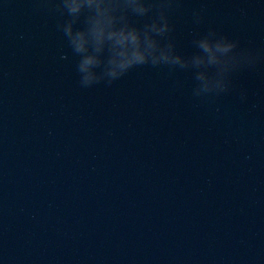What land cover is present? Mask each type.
I'll use <instances>...</instances> for the list:
<instances>
[{
    "label": "water",
    "instance_id": "1",
    "mask_svg": "<svg viewBox=\"0 0 264 264\" xmlns=\"http://www.w3.org/2000/svg\"><path fill=\"white\" fill-rule=\"evenodd\" d=\"M169 15L185 55L216 29L260 57L219 93L151 64L83 86L67 15L0 0V264H264V0Z\"/></svg>",
    "mask_w": 264,
    "mask_h": 264
},
{
    "label": "clouds",
    "instance_id": "2",
    "mask_svg": "<svg viewBox=\"0 0 264 264\" xmlns=\"http://www.w3.org/2000/svg\"><path fill=\"white\" fill-rule=\"evenodd\" d=\"M61 16L59 27L72 52L79 57L80 83L90 86L111 83L131 69L146 64L195 69L194 95L219 93L228 89L229 69L256 62L260 53L238 48L239 41L210 29L197 34L191 55L177 50L170 9L174 0H46ZM155 10V11H154ZM151 14V15H150ZM134 17H148L142 26ZM83 18V26L78 24ZM200 15L197 14V22Z\"/></svg>",
    "mask_w": 264,
    "mask_h": 264
}]
</instances>
